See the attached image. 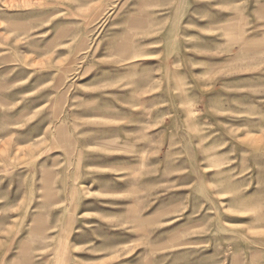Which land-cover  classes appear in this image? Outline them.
Segmentation results:
<instances>
[{
    "label": "rangeland",
    "instance_id": "374dc122",
    "mask_svg": "<svg viewBox=\"0 0 264 264\" xmlns=\"http://www.w3.org/2000/svg\"><path fill=\"white\" fill-rule=\"evenodd\" d=\"M0 264H264V0H0Z\"/></svg>",
    "mask_w": 264,
    "mask_h": 264
}]
</instances>
